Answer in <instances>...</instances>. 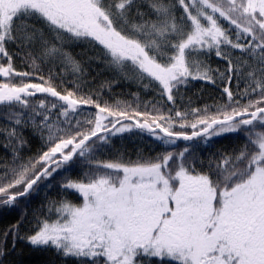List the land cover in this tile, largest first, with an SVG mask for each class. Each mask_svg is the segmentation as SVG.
Segmentation results:
<instances>
[{
	"label": "snow or ice",
	"instance_id": "obj_1",
	"mask_svg": "<svg viewBox=\"0 0 264 264\" xmlns=\"http://www.w3.org/2000/svg\"><path fill=\"white\" fill-rule=\"evenodd\" d=\"M31 19L44 27L29 24ZM80 41L102 46L109 65L122 72L130 64L133 75L124 72V78L145 89L155 85L173 107L174 90L189 77L216 84L213 70L192 58L215 50L227 62L219 77L227 79L222 89L227 101L174 115L171 108L167 114L155 104L149 108V101L143 111L139 103H101L91 93L78 94L86 87L83 80L64 91L51 74L30 82L33 72L17 71L6 47L16 45L34 69L38 60L50 61L79 79L82 66L66 46ZM234 50L240 53L236 59ZM0 58L7 60L0 63V106L10 109L5 118L13 125L5 130L4 147L13 151L0 171V211L18 207L45 184L50 188L48 182L60 172L82 169L79 177L65 175L59 182L62 192L79 194L80 204L50 201L48 213L54 210L56 219H37L36 230L26 237L19 235L23 209L5 238L11 233L13 244L26 239L34 248L52 247L87 264L100 257L104 264H136L141 256L160 258L161 264L165 259L264 264V0H0ZM13 77L21 82H12ZM234 79L238 88L245 83L242 92L231 90ZM38 93L46 98L33 107L29 98ZM133 96L139 99L138 93ZM84 105L96 109L94 118L83 122L86 127L79 120L73 126L71 119ZM16 106L32 110L11 111ZM57 108L67 127L59 126V117L49 122ZM21 125H31L46 150L24 159L20 149L27 141L16 130ZM134 130L166 151L147 158L138 154L135 160L123 154L97 158L113 137ZM239 133L244 145L233 153L217 151L204 170L195 152L198 142ZM180 141L188 144L179 148Z\"/></svg>",
	"mask_w": 264,
	"mask_h": 264
},
{
	"label": "trees",
	"instance_id": "obj_2",
	"mask_svg": "<svg viewBox=\"0 0 264 264\" xmlns=\"http://www.w3.org/2000/svg\"><path fill=\"white\" fill-rule=\"evenodd\" d=\"M142 11H147V8H143ZM182 14V9L177 7L176 15L179 17ZM29 24L35 25L36 28H43L44 25L37 19H31ZM224 27H229L227 22H224ZM46 31V29H45ZM235 33H232L234 38ZM9 53L13 56V66L17 71H29L33 72V78L30 82H40L38 77L44 76L45 79L52 75V82L58 87V90L64 91L65 89L71 90L74 82L83 80L86 83V87L83 88L82 93L93 95V98H98L101 103L107 101L108 103H114L116 100H121L132 104L136 107L137 103L140 105V110H145L144 102L149 101L148 107L151 108L153 104L161 108L166 114L168 110L172 109V115L176 110L185 111L192 107L202 108L205 105L223 104L227 101L226 95H223L222 89L228 86L227 79L223 81L219 78L220 73L224 72L227 67V62L219 58L215 54V50L209 52L204 50L198 55H194L192 58L203 61L205 65L209 66L213 71L212 75L216 77V84H211L208 81L193 80L188 78V83L180 85L178 90H174L176 96V105L173 107L171 102L167 101L166 97H161L157 87L154 85L152 88L145 89L142 84L138 83L136 79H125L124 72H128L129 75H133L131 71V65L129 64L124 72L110 66L107 58L104 57L102 46L95 44V42L80 41L72 43L66 46V50L70 52L73 57L80 62L83 75L78 77L73 75L70 69H64V66L56 63L53 65L50 61H37L38 68L34 69L30 66V62L24 60V54L14 44L6 45ZM240 56L238 50L233 51V59ZM0 63L7 64V60L0 58ZM12 82L19 84L21 79L13 77ZM24 82H29L25 80ZM144 83H148L147 80ZM231 90L233 93L238 91L242 92L245 83L240 82L239 88L237 87V81L234 79L231 82ZM133 93H138L139 99L133 96ZM46 94H36L35 97L29 98L30 105L36 106L41 99H45ZM255 98V97H252ZM47 100L55 102L54 98L47 97ZM247 103V100L241 101ZM29 109H23L22 106H16L11 111H24L26 113L31 112ZM214 110V109H213ZM10 109L0 106V171H3V166L9 163L12 159V148H5L4 145L9 143L7 137V131L10 130L13 125L5 118ZM60 109L57 108L52 112V119L59 117ZM96 109L90 105L81 106V109L74 114L71 119V124L76 125V122L81 121V127H86L83 123L87 119L94 118ZM51 119L49 122H54ZM63 117H59L60 127H67L63 121ZM192 119V117H189ZM39 123V120H37ZM17 132L22 134L23 138L27 141L26 145L20 149V155L27 159L30 156H34L38 151L46 150L42 147L44 140L41 139L38 132H34L31 125L18 126ZM79 130V129H78ZM190 133L191 129H187ZM45 138L47 132L45 131ZM245 143V136L243 133L239 134H227L221 137H216L211 140L210 143L199 141L198 146L195 149L198 160L204 161V170H206L208 158L217 151L233 153L238 151ZM179 148L185 147L188 142H178ZM177 149V151L179 150ZM170 150V149H167ZM166 149L160 146L159 142H156L153 137H150L147 133H140L139 130H134L132 133L120 134L112 138L111 146L104 148L101 152L96 153L97 158L102 160L115 159L117 156L123 154L125 160H135L138 154H143L144 157H156L157 154L163 153ZM197 170L201 169V165L197 163ZM69 175L70 178L75 179L82 175V169L79 166L73 167L70 173L60 172L55 176V179L50 180L48 183L52 186L49 188L47 184L40 188L38 194H33L28 197L26 201H21L20 205L11 210L0 211V264H87L85 260H77L75 258H65L62 254H59L52 247L34 248L26 239H16L13 244V235L9 233L5 238V232L21 219V211L26 209V216L23 222L19 226V235L26 237L32 234L36 230L37 219L48 218L50 220L56 219V214L53 210L51 216L48 213V204L50 201H60L67 199L74 204H80L82 198L79 194L74 192H62L59 182L61 177ZM94 264H104V258H96ZM136 264H161L160 258H136ZM163 264H175L174 261L165 259Z\"/></svg>",
	"mask_w": 264,
	"mask_h": 264
},
{
	"label": "rangeland",
	"instance_id": "obj_3",
	"mask_svg": "<svg viewBox=\"0 0 264 264\" xmlns=\"http://www.w3.org/2000/svg\"><path fill=\"white\" fill-rule=\"evenodd\" d=\"M54 121V119H52ZM55 121H57V118H55Z\"/></svg>",
	"mask_w": 264,
	"mask_h": 264
}]
</instances>
